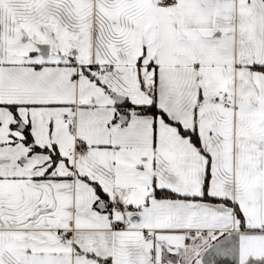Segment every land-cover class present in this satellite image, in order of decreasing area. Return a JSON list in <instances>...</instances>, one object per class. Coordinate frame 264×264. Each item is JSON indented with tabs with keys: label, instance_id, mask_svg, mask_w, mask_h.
I'll list each match as a JSON object with an SVG mask.
<instances>
[{
	"label": "snow or ice",
	"instance_id": "snow-or-ice-1",
	"mask_svg": "<svg viewBox=\"0 0 264 264\" xmlns=\"http://www.w3.org/2000/svg\"><path fill=\"white\" fill-rule=\"evenodd\" d=\"M0 264H264V0H0Z\"/></svg>",
	"mask_w": 264,
	"mask_h": 264
}]
</instances>
